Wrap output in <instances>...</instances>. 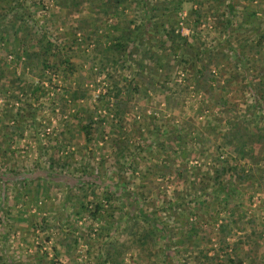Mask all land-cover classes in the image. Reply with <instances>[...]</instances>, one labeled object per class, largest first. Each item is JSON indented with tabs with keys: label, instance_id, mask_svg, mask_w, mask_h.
<instances>
[{
	"label": "rangeland",
	"instance_id": "rangeland-1",
	"mask_svg": "<svg viewBox=\"0 0 264 264\" xmlns=\"http://www.w3.org/2000/svg\"><path fill=\"white\" fill-rule=\"evenodd\" d=\"M159 1L181 4L177 13L159 10L154 21L174 26L176 50L185 37L193 56H212L211 86L199 81L201 62H173L167 76L141 65V57L119 61L109 52L131 20L142 21L135 0L86 4L75 14L54 0H0V264H264V156L225 146L231 127L264 113V102L253 110L244 79L246 67L264 73V0ZM167 54L157 51L150 64L167 62ZM115 82L140 88L122 93L119 118L103 99ZM91 116L88 142L80 123ZM225 166L241 177L230 201L212 193ZM108 191L117 197L107 200ZM141 193L142 207L156 213L175 246L167 257L160 241L150 254L139 235L113 262L111 245L121 249L133 239L129 222L115 221L118 208L128 210ZM143 225L141 232L150 226Z\"/></svg>",
	"mask_w": 264,
	"mask_h": 264
},
{
	"label": "trees",
	"instance_id": "trees-1",
	"mask_svg": "<svg viewBox=\"0 0 264 264\" xmlns=\"http://www.w3.org/2000/svg\"><path fill=\"white\" fill-rule=\"evenodd\" d=\"M22 1V0H20ZM56 5L61 8L65 9L71 12V14L79 13L84 8L86 4H90L92 6H100V3H108L113 7H117L120 3V0H54ZM136 3L141 7V13L143 15L142 21L138 25L136 21H130L132 24L130 29H127V36L126 37H119L118 41L116 43H112L109 45L108 49L109 52H114L117 56V59L124 61H134L137 60L136 58L141 57L142 59L138 62L142 64H146L149 69L151 70H162V72L168 76L170 68L173 66L171 65L173 62H177L176 64H185L188 65L190 61L195 62H201V65L197 67V74H199V81L202 82V84L211 86L213 82H216V74L217 71L215 68H212L211 61L212 56L210 55L207 62H202V52L198 53V55H192V50L187 47V38L182 37L180 40H183L182 49L179 47L178 50V40L175 36V28L171 23H167L166 21L162 20L158 22V20L154 21L157 18V14L159 10H163L166 12H179L181 8L180 3L171 4L167 1L161 2L159 0H135ZM177 5V6H176ZM231 11L232 13L235 11V6L231 5ZM195 15H199L198 11H194ZM159 23V24H158ZM153 25H156V27H153ZM158 26H161V30L159 31L161 34L158 33ZM232 26V21L227 19V27ZM47 38V37H46ZM45 39V37H44ZM41 42V41H40ZM39 42V43H40ZM181 42V41H180ZM179 42V44H180ZM264 42V32L261 34V37L259 39V44L262 46V43ZM42 43V42H41ZM48 44L53 45V41L49 40ZM157 51L161 53L167 52V62L160 64L158 61V65L154 66L150 64L151 59L157 56ZM143 52V53H142ZM178 52V53H177ZM239 54H237L238 60L243 63L244 56L240 51ZM187 53L191 54V59H186ZM33 57L39 58L41 55V51L33 52ZM143 57L145 58L143 60ZM117 59H113L114 63H118ZM244 64V63H243ZM45 68H50L49 64L45 66ZM245 78H248L250 80L248 82V89L251 90L254 98V104L252 105L253 110H255L257 107L261 109V103L264 102V73H258L256 75H251L249 73L250 69L245 68ZM256 79V80H255ZM153 80H149V86L153 87ZM255 80V81H254ZM36 90V89H35ZM140 88L137 86V83H131L125 85V87H119L118 83H114L112 85V88L109 89L107 94L103 96V99H109L112 103V106L115 109V118H119V115H122L125 111V109H122V104L126 103L124 100H121V95L124 91L126 96H128L130 93L139 92ZM224 107H226V102H224ZM256 105V107L254 106ZM255 108H254V107ZM264 110V109H263ZM252 112V111H251ZM255 113L254 111L252 114ZM254 115V114H253ZM254 120H243V122H239V124L230 129L229 134L226 136V145L225 146H238V149L242 146H245L248 149V152L246 154L250 155L252 157L257 156H264V113L258 114L257 111L255 113ZM259 120V122H263L262 125L257 124L256 120ZM254 127L257 128H251L249 127L250 124H253ZM95 124L94 117H90L89 121H83L80 123V129L82 133L85 135L88 142L92 141L93 133L95 130V127L93 126ZM235 124V123H234ZM180 139V136L178 137ZM236 149V148H235ZM237 150V149H236ZM240 153L241 151H238ZM126 154V153H125ZM121 154L120 157H125L127 154ZM256 154V155H255ZM138 166V165H137ZM82 170L85 172L83 174L89 173L90 170L88 167H83ZM124 166L119 168V174H123L124 172ZM231 170L230 167H222L217 170V176L215 178L216 186L212 190V193L217 194V196H224L228 201L230 199L234 198V192L236 188V183H234L233 179L241 178L239 176L238 172H235L234 175H229V171ZM50 172H53L52 170ZM56 175L61 176V173H53ZM2 175V173H0ZM233 176V177H232ZM50 177V175H49ZM46 177V178H49ZM63 177V176H61ZM226 177V178H224ZM91 178L95 180L96 183H103L101 181V177L99 174L91 173ZM229 178V179H228ZM99 181V182H98ZM119 181H124L123 177H119ZM125 182V181H124ZM70 183V182H69ZM117 184V183H116ZM115 184V185H116ZM75 183H70L71 187H74ZM124 185H127L124 184ZM110 187V185H108ZM112 190L117 195H124V192L122 193L123 187L117 189L112 187ZM115 193L108 191L106 199L110 200L111 198L117 197ZM134 193H139V191H135ZM118 196V198H119ZM128 196V195H125ZM144 195L141 193L139 196H135L131 202H128V210H123L118 208L120 210L119 218L115 221H118L119 223L123 221H128L129 225H131V229L129 234L132 235V245H128L127 243L122 245V248L118 245L114 246L111 245V248L113 249L114 257L113 262L118 260V257L126 253L134 244H137L141 242V240H147L148 242L145 243L144 249L147 250L150 254L153 250L156 249V246L158 243L163 241L162 243V250H165L166 256H170L172 253V249L175 246V243L172 242V236L168 237V234L171 232L166 226H164L160 222V218H154L156 213H149L142 205L144 206ZM195 200V199H194ZM191 200L190 203L187 204H193L197 201ZM184 203V202H182ZM180 205V204H179ZM197 205H195L196 207ZM142 207V208H141ZM197 208V207H196ZM168 209V208H167ZM102 210L101 205H97V214H100ZM176 210V209H175ZM144 223H149V227H146L141 232V227L145 226ZM146 229V230H145ZM223 230V229H222ZM145 235H144V232ZM140 238H138V236ZM135 238V239H134ZM158 242V243H157ZM185 241H182V244H184ZM144 244V243H143ZM156 244V246H155ZM181 245L179 244V247ZM175 252V251H174ZM207 257V256H206ZM213 259V258H211ZM177 264H180L179 261L176 260Z\"/></svg>",
	"mask_w": 264,
	"mask_h": 264
}]
</instances>
